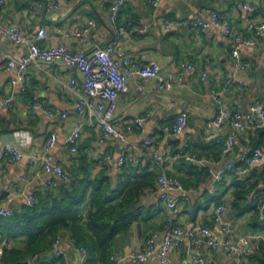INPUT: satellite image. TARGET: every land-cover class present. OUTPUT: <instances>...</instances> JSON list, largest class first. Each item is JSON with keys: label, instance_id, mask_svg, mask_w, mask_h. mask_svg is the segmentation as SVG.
<instances>
[{"label": "crops", "instance_id": "obj_1", "mask_svg": "<svg viewBox=\"0 0 264 264\" xmlns=\"http://www.w3.org/2000/svg\"><path fill=\"white\" fill-rule=\"evenodd\" d=\"M111 1L54 0L55 5H48L45 0H7L5 4H0V23L4 26L17 25L29 36H34L37 29L44 26L46 36L38 40L44 46L57 43V28L70 29L92 18L97 22V28L91 34L93 48L105 45L114 36V25L108 17ZM245 1L160 0L153 7L150 0H127L123 4L119 21L131 18L135 23L149 24L163 17L175 22L170 28L152 25L146 32L125 35L121 45L132 56L145 53L146 60H156L162 73L176 74L172 89L165 91L155 90L153 79L150 78L133 76L127 80L128 90L120 94L115 123L125 127L127 124L133 125L134 118L146 111H150L151 115L142 130L133 125L124 142L100 140L97 129L88 124L85 116H79L73 110H70L63 121L51 120L39 111L32 113L30 105L34 94L47 107L70 108L73 105L76 92L62 86L67 81L69 71L55 64L31 65L25 73V90L22 91L19 84H11L10 80L15 73L6 69L7 59L3 57L18 59L25 53L26 46L7 38L0 39V94L14 96L12 106L0 110V147L5 143H14L20 146L24 155L18 160H12L7 155L0 158V189L6 193L18 188L23 190L22 195L15 194L8 204L11 210L24 205L25 195L33 194L37 197L46 192L43 183L47 179L57 182V187L52 189L55 192L63 185L68 187L72 178L92 179L102 175L107 177L110 186L114 188L124 168L129 165L121 169L115 165L114 160L121 151L131 155L129 162L137 166V173H142V167L146 165L145 172L155 173L153 184L143 186L130 207L135 219L114 237L105 261L96 255L90 256L88 232H85L86 242L83 243L76 241L69 233L61 232L59 247L68 264H78V247L81 245L88 250L87 264H132L128 259L129 254L141 248L152 232H160L171 223V217L157 188L158 167L149 156L133 149L135 146L142 148L147 137L153 138V147L159 153L166 152L171 156L166 162L167 173L179 178L185 188V192L172 193L174 196L184 195L188 198L174 216L173 223L186 229L203 222L210 223L214 207L224 202L222 219L229 223L231 238L237 239L241 235L255 232L264 233V218L260 216V209L256 211L248 208L250 199L247 200V209L243 213L232 206L234 186L230 184L233 176H241L226 174L217 184L219 192L224 191L218 199L212 200L209 191L213 173L235 159L241 149H248L246 146L249 134L252 133L248 131L241 134L239 145L222 157L217 139L223 138L228 128H206V121L215 113L210 91L219 88L226 78L232 76L241 79L243 85L233 86L226 95L230 108L245 114L254 100L264 101V32L256 35L249 27V17L242 9ZM248 1L257 3L264 9V0ZM213 10L229 21L235 34L256 38V46L241 50L243 58L251 63L248 71L240 72L234 68L230 53L231 37L225 35L222 28L209 27L200 31L184 23L197 16L208 17ZM66 43L70 49H76L80 42L78 37L70 36ZM211 61L214 62L213 66L208 65ZM183 62H191L195 70H184L181 73ZM203 70L206 75L201 78ZM137 86H141V89ZM182 111L188 113L184 129L176 134L166 133L165 129L174 124L176 116ZM75 125L81 126V133L77 150L72 153L66 145V137L70 128ZM50 135L54 136L55 141L46 152L45 142ZM181 148L198 155L202 162H194L195 167H190V163L183 158H174L173 154ZM143 150L149 149L144 147ZM45 152L52 162L69 173L68 183L43 170L41 159ZM106 154H111L112 159L105 166L103 161ZM30 155L37 158L31 165L27 160ZM87 206V201L82 204L83 212L87 210ZM211 232L214 238H221L217 225L211 223ZM23 244L21 241L8 242V246L19 248ZM192 251L188 242L170 248L169 264H197L191 257ZM198 253L206 258L207 264H259L245 255L238 257L228 254L221 247L212 250L207 244H203ZM44 255L46 258L41 264H64V257H53L51 246ZM38 257L26 260L30 264H36ZM143 264H158V258L152 256Z\"/></svg>", "mask_w": 264, "mask_h": 264}, {"label": "built area", "instance_id": "obj_2", "mask_svg": "<svg viewBox=\"0 0 264 264\" xmlns=\"http://www.w3.org/2000/svg\"><path fill=\"white\" fill-rule=\"evenodd\" d=\"M127 0H112L108 8V17L114 25V36L103 46H94L91 48V34L97 28V22L89 18L82 25H75L70 29L57 28V43L53 45L41 46L38 40L45 38L46 30L44 26L37 29L34 36H29L22 28L17 25L4 26L0 23V39L7 38L14 43L24 44L26 51L18 59L11 56L6 58V69L13 71L15 76L10 80L11 84H19L22 91L25 90L24 79L27 68L33 66H43L55 64L69 71L66 82L62 83L63 88L76 92L77 97L70 108L47 107L37 97L32 96L30 111L41 112L48 118L55 121H63L73 110L79 116H85L88 124L97 129V135L100 140H115L124 142L132 126L143 129L146 121L151 115L150 111L136 116L133 125L127 124L125 127L118 126L115 121V113L118 105L120 94L127 92V80L133 76H141L153 79L155 90L165 91L173 87L176 79L174 72L162 73L159 63L154 59H147L145 53L138 56L130 55L121 45V40L125 35H131L135 32H146L152 25H159L163 28L174 26L175 22L166 18H157L152 23L143 24L135 23L131 18L119 21L120 10ZM160 0H150L151 5L156 7ZM7 0H0V4H5ZM48 5H55L54 0H45ZM242 9L249 17V27L254 34L264 32V9L257 3L246 0L242 3ZM36 10H34L35 12ZM193 29L203 31L209 27H220L228 37H231V57L234 68L240 72L248 71L251 67L249 60H245L241 54L242 48L256 46V38L253 36H242L235 34L229 21L213 10L208 17L197 16L184 22ZM70 36L79 38V45L76 49H70L66 40ZM87 48H90L87 49ZM208 65L213 66L214 62ZM184 70H195L191 62H183L180 72ZM206 71L201 72V78H204ZM242 86L243 81L239 78L228 77L221 86L210 91V96L215 104L214 115L206 121V128L218 129L227 127L228 131L223 138H218L220 143V154L225 156L233 151L239 145V137L248 131L264 128V101L254 100L245 114L239 110L229 107L226 101V95L231 91L233 86ZM141 89V86H137ZM14 96L12 94H0V110H5L12 106ZM188 121V113L180 112L174 124L166 128V133L176 134L181 132ZM81 126L75 125L70 128L66 137V145L70 152L75 153L80 138ZM54 136L50 135L45 142V151L54 143ZM149 149L148 151L143 148ZM139 150L158 167L156 176L157 188L160 197L163 200L167 211L171 217V223L162 228L160 232H152L141 248L129 254L128 259L132 264H143L150 257L156 256L158 264H169L168 251L172 247H179L184 242H188L193 251L191 257L197 264H207L205 257L198 253L203 244H207L212 250L218 247L223 248L228 254L234 256H243L254 253L259 242L264 241V233L255 232L244 234L237 239L229 235V223L222 219V212L225 203H218L211 216L210 223H200L194 228L186 229L185 227L173 223L174 216L180 210L183 203L187 202V196H174L173 192H185L183 183L174 175L167 173L166 162L171 157L168 153H159L153 147V138L147 137L143 141V147H133ZM42 156L41 165L44 171L53 174L56 178L68 183L70 181L69 173L57 163L52 162L46 154ZM149 152V153H148ZM4 155L9 156L12 160H18L24 155L19 145L14 143H5L0 147V158ZM174 158H183L188 162H202L194 153H189L183 148L178 149ZM36 157L28 156V163L31 165L36 162ZM112 159L111 154L104 157V165H108ZM131 160V155L126 151H121L115 158V165L122 168ZM240 162V165H238ZM204 163V161H203ZM238 163V164H237ZM264 165V148L256 147L254 149H241L238 156L228 161L225 166L213 173V179L209 186V191L214 193L218 182L226 174L241 176L248 172L253 166ZM263 184L259 183V187ZM57 187V182L53 179H47L43 183V188L52 190ZM15 194L22 195L23 190L18 188L13 192H5L0 189V215L8 216L12 210L8 207ZM259 192L252 191V196H258ZM36 200L33 194L25 195L24 204L32 205ZM264 200L260 205V216L264 218L263 213ZM211 223L218 226L221 232V238L216 239L211 232ZM61 234L58 233L50 246L53 249V257H64V264H68L63 251L60 249ZM8 246L6 239L0 237V262L3 256L4 248ZM80 257L78 264H87L86 257L88 250L85 246H79ZM113 258V257H112Z\"/></svg>", "mask_w": 264, "mask_h": 264}, {"label": "trees", "instance_id": "obj_3", "mask_svg": "<svg viewBox=\"0 0 264 264\" xmlns=\"http://www.w3.org/2000/svg\"><path fill=\"white\" fill-rule=\"evenodd\" d=\"M250 132L246 147L264 148V128ZM189 163L190 167H195L194 162ZM127 164L129 165L124 168L114 188L103 175L92 179L72 178L68 187L63 185L58 192L47 190L35 196L36 200L32 205L24 204L12 210L8 216L0 215V237L7 242H24L21 248L13 245L5 247L0 264H17L20 260L38 256L36 264H41L46 258L44 252L61 232L69 233L82 243L86 242L85 232H88L90 256L96 255L105 261L114 237L135 219L130 209L135 198L141 193L143 186L153 184L155 177L153 171L145 172L147 165L142 167V173H137V166L130 162L124 166ZM259 183L263 186L259 187ZM230 185L234 186L233 208L243 213L247 209V200L250 199L248 208L259 211L264 200V165L253 166L239 178L233 176ZM252 191L259 192L258 196L253 197ZM223 192H219L217 185L214 193H211V199H218ZM86 201L87 210L83 212L81 207ZM243 203L244 206H241ZM245 256L264 264V241L259 242L254 253Z\"/></svg>", "mask_w": 264, "mask_h": 264}, {"label": "water", "instance_id": "obj_4", "mask_svg": "<svg viewBox=\"0 0 264 264\" xmlns=\"http://www.w3.org/2000/svg\"><path fill=\"white\" fill-rule=\"evenodd\" d=\"M17 264H30L28 260H20Z\"/></svg>", "mask_w": 264, "mask_h": 264}]
</instances>
